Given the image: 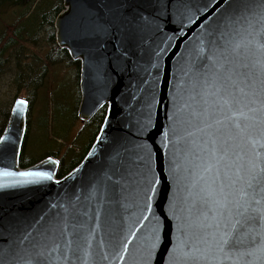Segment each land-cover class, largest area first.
<instances>
[{
  "label": "water",
  "instance_id": "1",
  "mask_svg": "<svg viewBox=\"0 0 264 264\" xmlns=\"http://www.w3.org/2000/svg\"><path fill=\"white\" fill-rule=\"evenodd\" d=\"M63 7L54 21L55 38L80 62L78 117L89 121L104 106L107 113L80 164L58 178L54 157L20 165L29 102L15 100L0 136V172L41 171L51 179L17 183L32 178L0 175V264H23L20 257L34 260L36 252H43L42 264H72L52 249L63 244L61 230L73 219L84 223V235L91 232L89 255L79 264H144L156 220L162 238L148 264H187L173 249L196 231L205 191L227 182L224 174L231 171L224 165L246 147L235 130L222 129L216 147H227L229 154L219 164L211 160L212 146L202 141L219 126L201 133L196 129L203 125L190 120L193 111L212 110V98L197 95L200 77L193 68L201 65L209 40L218 39L221 30L228 32L225 39H241L244 22L236 16L239 23L225 28L232 9L222 0H63ZM238 11L243 14L242 7ZM208 162L215 167L204 172ZM108 177L120 180L126 207L103 204V186L111 187ZM152 178L159 184L151 210L142 214L141 190ZM113 219L126 251L120 243H107L105 232ZM249 260L264 264V257Z\"/></svg>",
  "mask_w": 264,
  "mask_h": 264
},
{
  "label": "snow or ice",
  "instance_id": "2",
  "mask_svg": "<svg viewBox=\"0 0 264 264\" xmlns=\"http://www.w3.org/2000/svg\"><path fill=\"white\" fill-rule=\"evenodd\" d=\"M222 2L232 9V13L224 18V27L238 24L239 21L234 17L239 16V20L244 22V35L239 40L231 37L225 39L228 32L221 30L217 33L218 39L209 40L208 53L203 56L201 65L194 67L193 71L200 77L198 83L201 91L197 95L202 98L211 97L212 110L205 108L199 112L193 111L190 120L199 121L203 125L196 129L201 133L205 129H213L214 125L219 126L205 133L210 139L202 141L206 147L211 144L208 155L216 164L229 154L227 147H216V137L222 134V129L229 132L235 130L246 147L242 149L243 155L234 153L232 163L224 165L231 171V175L227 172L224 174L227 182H222L219 188L209 187L205 191L200 205L203 210L198 209L199 223L195 225L196 231L191 236L186 234V238L180 240L173 249V255L179 251L187 264H226L229 261L231 264H250L249 258L264 257V0ZM241 7L243 14L238 11ZM204 102L208 103L207 100ZM25 103L23 100L17 101L19 105ZM187 135L191 136L192 133ZM214 167L213 163L208 162L203 171L211 172ZM0 175L32 178L17 183L51 179L48 173L41 171L4 170ZM216 176H220L218 170ZM199 178L203 179L202 176ZM108 181L111 187L108 184L103 186V204L126 207L121 204L124 189L120 180L113 181L108 177ZM212 183H216L215 179ZM158 184L157 179H149L148 186L141 190L143 199L138 202V206L142 214L151 210L152 195L157 191ZM96 215L99 216V213ZM144 218L147 219V216ZM114 224L113 219L105 232L107 243L111 246L120 243L123 251H126L127 244L118 241ZM84 232V223L73 219L61 230L63 244L56 243L52 250L60 251L65 261L79 264L89 255L92 246L91 232L88 235H84ZM161 238V223L156 220L151 229V244L143 257L144 264H148L152 249L157 247V241ZM103 244L104 241H101L98 246L103 247ZM35 256L38 258L34 260H25L24 257H20V260L23 264H42L39 257H43V252H36ZM120 258L123 259L122 254ZM101 259L107 260L108 257L102 255Z\"/></svg>",
  "mask_w": 264,
  "mask_h": 264
},
{
  "label": "rangeland",
  "instance_id": "3",
  "mask_svg": "<svg viewBox=\"0 0 264 264\" xmlns=\"http://www.w3.org/2000/svg\"><path fill=\"white\" fill-rule=\"evenodd\" d=\"M57 3L58 0H42L27 15L30 28H34L35 23L36 27L42 25L39 30V44L37 46L31 42L25 44L35 49L41 60L28 58L20 69L17 66L18 62L12 60L0 75V127L4 121V113L8 111L10 114L18 97L28 98L32 102L26 151L28 159H34L59 148L64 150L67 147L82 153L86 150L92 133L78 117L81 102L80 64L60 60L61 53L55 52L53 58L60 61L51 63L45 69L47 63L45 58L54 47V44L49 42L52 33L56 42L54 21L57 15L53 14L52 10ZM0 10L1 30L5 25L14 23L24 8L2 6ZM49 13L50 17H53L51 25L46 23ZM55 46L60 48L57 42ZM22 51L32 55L29 50ZM39 84L41 85L37 87Z\"/></svg>",
  "mask_w": 264,
  "mask_h": 264
},
{
  "label": "trees",
  "instance_id": "4",
  "mask_svg": "<svg viewBox=\"0 0 264 264\" xmlns=\"http://www.w3.org/2000/svg\"><path fill=\"white\" fill-rule=\"evenodd\" d=\"M42 0H0V9L2 6H7L9 7H23L24 11L21 12L20 16L15 20L14 23L12 24H7L4 26L3 29L0 30V75L2 71L6 67H8L9 63L12 60H15L18 62V67L20 69V66L24 64L26 59H36V60H41L40 57L37 56V51L35 49L27 47L25 44L27 42L34 43L36 46L39 44L38 39L40 37V26L36 27V23L34 24V28H30L27 19H28V14L29 12L33 9V7L37 6L39 2ZM46 1V0H45ZM63 9V0H58V3L56 7L52 10L53 14H58L60 11ZM26 10V11H25ZM51 13V12H50ZM49 17L46 20V23L48 25L52 24V19L53 17ZM1 10H0V16L1 15ZM53 16V15H52ZM1 20V17H0ZM37 39V43L35 41ZM33 40V41H32ZM50 43L54 44V47L48 52L45 61L47 62L45 64V69L48 68V66L56 61L60 60H68L69 63L72 64H80L79 61H74L70 58L68 51L66 49H60L55 46V40H54V35L53 33L50 35L49 39ZM22 50H29L32 55H28ZM55 52L61 53V58L60 60H57V58H53L55 55ZM25 53V54H23ZM21 58V59H20ZM41 63V62H40ZM21 82V81H20ZM20 84V83H19ZM41 84H39L37 87H39ZM24 86H26L24 84ZM28 99V98H27ZM29 108H28V113H27V130L22 146V151H21V157H20V165L22 167H28V165H33L40 160L46 158V157H54L59 161V168L57 170V176L58 178L64 177L66 174H68L71 170H73L76 166L80 164L84 156L87 154L89 149L91 148L92 144L95 141V138L104 122L106 113H107V108L106 106L102 107L94 116L91 120L86 121L85 125L91 129V138L89 141L88 146L86 147V150L83 151L82 153H77L75 150H73L71 147H67L64 150H61L60 148L56 151H49L47 153H43L39 157H36L34 159H28L26 157V151H27V146H28V139H29V134H30V121H29V114L30 110L32 108V102L29 101ZM8 111L4 113V121L0 127V136L2 133V130L4 126H6V123L8 121L9 117Z\"/></svg>",
  "mask_w": 264,
  "mask_h": 264
},
{
  "label": "bare ground",
  "instance_id": "5",
  "mask_svg": "<svg viewBox=\"0 0 264 264\" xmlns=\"http://www.w3.org/2000/svg\"><path fill=\"white\" fill-rule=\"evenodd\" d=\"M60 12H61V11H60ZM60 12H59V13H60ZM59 13H58V14H59ZM58 14H57V15H58ZM32 41H33V40H32ZM35 41H36V43H37V39H35ZM34 43H35V42H34ZM20 59H21V58H20ZM54 117H55V115H54ZM20 157H21V156H20ZM28 166H29V165H28ZM26 167H27V166H26ZM58 168H59V167H58ZM57 177H58V176H57ZM60 178H62V177H60Z\"/></svg>",
  "mask_w": 264,
  "mask_h": 264
}]
</instances>
